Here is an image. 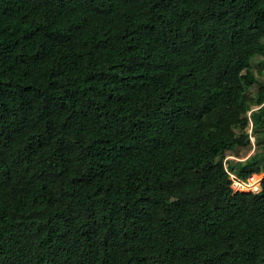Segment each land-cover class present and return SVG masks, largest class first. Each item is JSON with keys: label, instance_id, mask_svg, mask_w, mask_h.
Here are the masks:
<instances>
[{"label": "trees", "instance_id": "16d2710c", "mask_svg": "<svg viewBox=\"0 0 264 264\" xmlns=\"http://www.w3.org/2000/svg\"><path fill=\"white\" fill-rule=\"evenodd\" d=\"M257 56L264 0H0V264H264Z\"/></svg>", "mask_w": 264, "mask_h": 264}, {"label": "rangeland", "instance_id": "374dc122", "mask_svg": "<svg viewBox=\"0 0 264 264\" xmlns=\"http://www.w3.org/2000/svg\"><path fill=\"white\" fill-rule=\"evenodd\" d=\"M252 69L257 77V79L259 80L260 84H264V58L261 56H257L253 62H252ZM260 90V85L256 84L252 87H250L249 90V94L256 98L258 93ZM254 110H258L259 106H253ZM252 126H253V121L251 120L250 122V129L249 132L252 133ZM262 151V148L258 146L257 141H256V137L254 135H252L251 137V144L246 146V147H242L240 149H238L235 153H230V155L227 156V158H231V159H236V160H245L248 157L259 153ZM234 154V155H232ZM261 177L259 178L258 184L254 185L251 182V178H249L247 181H237L238 183L235 182V180L233 181L232 187L235 191H237V189H240L239 191L242 192H259L261 190V186H260V182L262 180V177L264 176L263 174H259ZM232 177L234 178V176L232 175ZM240 184V185H239ZM241 184L243 187H241Z\"/></svg>", "mask_w": 264, "mask_h": 264}, {"label": "built area", "instance_id": "2783aa9c", "mask_svg": "<svg viewBox=\"0 0 264 264\" xmlns=\"http://www.w3.org/2000/svg\"><path fill=\"white\" fill-rule=\"evenodd\" d=\"M233 176H234V178L232 177V179L235 180L236 183H238L237 181H240V180H238V179L236 178L235 175H233ZM239 185H240V184H239ZM241 187H243L242 184H241ZM239 190H240V189H237V191H239Z\"/></svg>", "mask_w": 264, "mask_h": 264}, {"label": "bare ground", "instance_id": "6f19581e", "mask_svg": "<svg viewBox=\"0 0 264 264\" xmlns=\"http://www.w3.org/2000/svg\"><path fill=\"white\" fill-rule=\"evenodd\" d=\"M263 177H264V176H263ZM263 177H262V179H263ZM258 181H259V179L255 180V181H253V182H251V183L254 184V185H256V184H258Z\"/></svg>", "mask_w": 264, "mask_h": 264}, {"label": "clouds", "instance_id": "9594fccd", "mask_svg": "<svg viewBox=\"0 0 264 264\" xmlns=\"http://www.w3.org/2000/svg\"><path fill=\"white\" fill-rule=\"evenodd\" d=\"M245 182V181H244Z\"/></svg>", "mask_w": 264, "mask_h": 264}]
</instances>
